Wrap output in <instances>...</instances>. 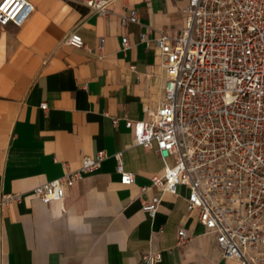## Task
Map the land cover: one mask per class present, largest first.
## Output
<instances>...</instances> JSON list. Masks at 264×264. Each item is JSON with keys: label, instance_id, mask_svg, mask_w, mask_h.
I'll use <instances>...</instances> for the list:
<instances>
[{"label": "crops", "instance_id": "crops-1", "mask_svg": "<svg viewBox=\"0 0 264 264\" xmlns=\"http://www.w3.org/2000/svg\"><path fill=\"white\" fill-rule=\"evenodd\" d=\"M31 1L35 12L24 26L0 29V202L7 193L24 196L0 209V264H146L151 246L163 250L158 264H228L198 211L188 210L186 187L141 191L165 162L136 145L126 127L163 100L155 38L182 28L188 0H115L108 16L85 0ZM127 8L138 10L139 24L121 25ZM73 31L85 47L67 43ZM100 150L109 157L64 199L26 197ZM119 151L133 184L117 171ZM154 196L162 203L151 218L142 201ZM180 227L190 238L184 246L177 244Z\"/></svg>", "mask_w": 264, "mask_h": 264}, {"label": "built area", "instance_id": "built-area-1", "mask_svg": "<svg viewBox=\"0 0 264 264\" xmlns=\"http://www.w3.org/2000/svg\"><path fill=\"white\" fill-rule=\"evenodd\" d=\"M113 1L84 4L108 16ZM34 12L31 0H0V29L20 28ZM181 12L182 28L164 30L155 38L165 71L160 106L144 120H126L135 144L165 162L164 172L152 176L141 191L155 186L178 194L179 186L186 187L188 210L198 211L228 264H264V0H188ZM131 23H140L136 8L121 16L122 26ZM141 40L149 41L148 34L141 33ZM67 43L85 47L77 31ZM99 43L102 48L104 39ZM122 46L130 47L128 36ZM41 107L47 109V104ZM114 156L123 180L135 183V173L125 169L123 151ZM108 157L106 150L85 155L79 168L34 187L26 197L62 200ZM23 197L4 194L0 209ZM161 203L159 196L143 199L142 210L154 218ZM189 240L186 228L180 227L178 246ZM142 259L158 264L163 250L151 246Z\"/></svg>", "mask_w": 264, "mask_h": 264}]
</instances>
